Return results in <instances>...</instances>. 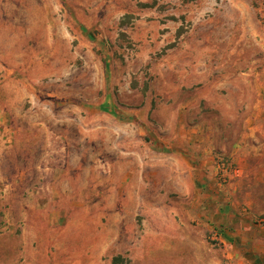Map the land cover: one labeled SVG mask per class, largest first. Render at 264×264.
<instances>
[{
    "label": "rangeland",
    "instance_id": "rangeland-1",
    "mask_svg": "<svg viewBox=\"0 0 264 264\" xmlns=\"http://www.w3.org/2000/svg\"><path fill=\"white\" fill-rule=\"evenodd\" d=\"M0 264H264V0H0Z\"/></svg>",
    "mask_w": 264,
    "mask_h": 264
}]
</instances>
